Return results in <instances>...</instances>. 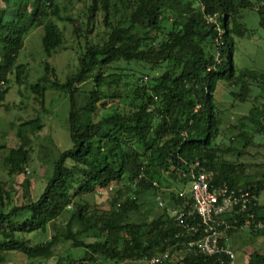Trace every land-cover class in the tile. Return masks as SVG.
I'll use <instances>...</instances> for the list:
<instances>
[{
  "label": "trees",
  "instance_id": "trees-1",
  "mask_svg": "<svg viewBox=\"0 0 264 264\" xmlns=\"http://www.w3.org/2000/svg\"><path fill=\"white\" fill-rule=\"evenodd\" d=\"M92 0L89 5L90 29L94 14L101 4L103 23L108 29L101 43L88 42L80 57L76 73L59 81L55 68L48 62L44 74L30 86L43 104L45 85L58 88L69 95L68 130L71 146L63 150L56 160L51 175L39 194L28 203L20 205L4 201L0 191V263L4 254L19 252L31 258H50L61 240L83 249L78 261L56 264H85L93 255L111 261H130L142 256L148 259L168 252L162 263L153 264H227L224 257L188 253V239L178 237V227L171 216L173 209H187L190 201L178 195L180 189L162 190L169 206L149 223L129 221V213L141 206L137 196L117 202L116 208L89 213L87 203L72 201L71 189L76 179V194L106 188L111 183H134L139 191L159 190L158 183L169 180L176 187L187 186L190 164L212 169L216 182H227L234 187L248 189L254 196L250 212L252 220H264L260 212L264 205L258 195L264 192V172L257 178H241L238 165L219 159L214 140L220 133V119L213 93L220 81H231L239 86L235 99L245 102L253 83L264 87V72L250 69L236 71L233 65V35L243 36L247 28L238 20L242 7L251 6L249 0ZM264 4V0H260ZM0 107L9 91L11 77L20 83L26 70L18 64L22 39L32 25L42 26V47L47 56L61 47L63 37L49 15H58L57 0H0ZM124 7L127 25L113 24L112 16ZM257 12L264 27V10ZM12 11V13H10ZM172 15V27L162 36L163 20ZM13 16L5 33L1 28ZM8 17V18H7ZM213 17L215 22L208 21ZM8 19V20H9ZM14 20V23H12ZM218 23V25H217ZM135 28H145L140 34ZM153 33V34H151ZM118 61L146 62L165 69L155 82L146 87L136 86L132 95L139 106L129 112L116 110L113 114L99 116L98 109L106 105L107 96L102 87L118 82L119 74L106 73L105 69ZM92 77L94 88L85 101L77 105L74 94L76 84ZM113 97H120L112 94ZM244 145L252 140L251 134L264 135V103L251 106L241 119ZM38 117L20 123L17 134L19 145L9 150L4 165L9 176L24 172L29 161V134L41 129ZM243 128V129H242ZM124 139H135L145 151L126 150ZM181 172V174H178ZM156 182V184H153ZM166 183V187L169 186ZM72 208L68 221L60 228L57 218ZM169 209L171 210L169 212ZM84 223L80 231L71 228L72 219ZM254 226L252 223L250 226ZM52 231V235L39 242L22 237L23 233ZM95 232L96 239L85 241L81 233ZM235 231H229L230 236ZM183 251L178 263L170 262L174 252ZM165 261H168L167 263ZM250 264L251 263L250 261ZM255 264H264L257 255Z\"/></svg>",
  "mask_w": 264,
  "mask_h": 264
},
{
  "label": "rangeland",
  "instance_id": "rangeland-1",
  "mask_svg": "<svg viewBox=\"0 0 264 264\" xmlns=\"http://www.w3.org/2000/svg\"><path fill=\"white\" fill-rule=\"evenodd\" d=\"M185 0H183L184 2ZM251 6L242 7L239 11V21L247 28L243 36L233 35L234 51L232 53L233 65L236 71L250 69L264 72V27L260 24V16L257 12L260 0H249ZM118 3V0H111ZM59 10L58 15H49L48 19L56 23L63 37L61 47L55 49L50 56H47L42 47V26L32 25L25 33L20 52L17 58L18 64H25L26 70L20 83L16 82L14 76L11 77L9 91L0 107V191L3 192V199L10 204L20 205L35 200L43 190L47 179L52 173L54 161L58 155L71 146L68 130V113L70 100L68 93L51 86L45 85L43 104L37 95L30 90L38 78L44 74L45 63L55 68V73L59 81H65L66 77L77 72L80 66V57L84 52L86 41L101 43L105 40L108 29L103 23V10L101 4L94 14L90 29L89 5L92 0H57ZM193 6H198L197 0H192ZM264 5V4H263ZM0 6H3L0 3ZM122 10L116 11L111 22L116 24L122 22L127 25V12L124 7L118 5ZM264 10V6H263ZM12 13V11H10ZM6 20L5 26L1 28V34L5 33L11 24L13 16ZM163 20L164 27L162 36L171 29L173 16H167ZM208 21L215 22L213 17ZM14 23V20L13 22ZM218 25V23H217ZM142 34L145 28H135ZM153 34V33H151ZM164 67L152 66L146 62H126L118 61L112 63L105 69L106 73L115 72L118 82H113L109 86H103V93L107 96L106 105L98 109L99 116L113 114L116 110L125 112L133 111L139 106V101L133 98L132 92L136 86L144 85L149 87L155 82L164 70ZM95 82L92 77L87 78L82 83L76 84L77 90L74 99L77 105H81L86 95L93 89ZM239 86L231 81H220L213 93L214 102L220 119V133L214 140V145L218 149L219 159L226 160L238 165V174L241 178H257L264 172V135L254 134L247 129V134L252 136L251 142L245 146V139L241 135V119L245 116L251 106L264 103V87L253 83L248 99L240 102L235 99L234 94L238 92ZM116 94L120 97H111ZM38 117L42 123L39 130L29 134V161L24 172L9 176L7 174L4 160L9 150L17 147L20 143L18 138V128L20 123ZM243 129V128H242ZM122 147L126 150H137L146 158L145 151L140 143L135 139H124ZM168 180L158 183L159 190L147 189L139 191L134 183L121 181L111 183L106 188L95 187L92 191L76 194L78 184L76 179L70 190L72 201L87 203L89 213L92 211L111 210L116 208L113 198L120 193L117 202L123 201L126 197H138L141 206L137 211L129 213V221L136 223H149L154 217L163 212V209L170 207L169 201L160 193L162 190H176L189 188L181 185L174 186L172 183L166 187ZM162 202V204H160ZM258 203L264 205V192L258 195ZM57 218V223L62 228L68 221L72 208ZM171 210L169 209V212ZM264 215V208L260 212ZM264 221V220H263ZM85 225L72 219L71 228L73 231H80ZM52 231L46 233L34 232L23 233L22 237L31 242H39L48 239ZM95 232L88 231L81 233L79 237L87 242L96 239ZM229 242L238 249L236 257L241 255L244 264H255L256 256L264 257V226H245L238 228L229 236ZM183 251L174 252L170 262L178 263L183 256ZM83 255V249L72 245L71 241L61 240L54 249V254L50 258H31L19 252H8L4 254V259L0 264H56L60 258L62 262L78 261ZM155 255L153 257L159 256ZM166 263L168 261H165ZM85 264H151L146 256L130 261H111L103 258H94L89 254Z\"/></svg>",
  "mask_w": 264,
  "mask_h": 264
},
{
  "label": "built area",
  "instance_id": "built-area-1",
  "mask_svg": "<svg viewBox=\"0 0 264 264\" xmlns=\"http://www.w3.org/2000/svg\"><path fill=\"white\" fill-rule=\"evenodd\" d=\"M183 175L188 177L189 188L179 190L178 195L189 200L190 206L171 211L178 227L176 235L188 239L185 243L188 253L222 256L227 264H236L227 233L249 227L252 223L257 228L264 226V221L252 220L253 213L249 209L255 196L243 187H234L225 181L216 182L214 171L203 167L199 161L192 162ZM167 257L168 252H164L150 258V263H162Z\"/></svg>",
  "mask_w": 264,
  "mask_h": 264
},
{
  "label": "crops",
  "instance_id": "crops-1",
  "mask_svg": "<svg viewBox=\"0 0 264 264\" xmlns=\"http://www.w3.org/2000/svg\"><path fill=\"white\" fill-rule=\"evenodd\" d=\"M232 245V244H231ZM232 248H233V250H234V252H235V256H236V254H238V249H236V247H234V246H232ZM242 256L241 255H239V256H237L236 257V264H244L243 262H242Z\"/></svg>",
  "mask_w": 264,
  "mask_h": 264
}]
</instances>
